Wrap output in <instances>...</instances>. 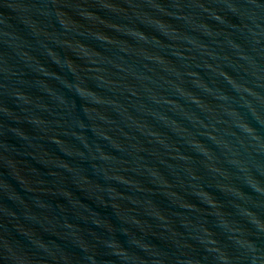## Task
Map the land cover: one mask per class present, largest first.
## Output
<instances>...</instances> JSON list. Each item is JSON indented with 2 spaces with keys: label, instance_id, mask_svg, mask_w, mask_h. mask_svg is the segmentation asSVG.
Instances as JSON below:
<instances>
[{
  "label": "water",
  "instance_id": "95a60500",
  "mask_svg": "<svg viewBox=\"0 0 264 264\" xmlns=\"http://www.w3.org/2000/svg\"><path fill=\"white\" fill-rule=\"evenodd\" d=\"M0 264H264V0H0Z\"/></svg>",
  "mask_w": 264,
  "mask_h": 264
}]
</instances>
